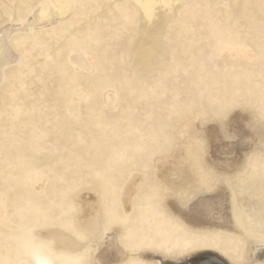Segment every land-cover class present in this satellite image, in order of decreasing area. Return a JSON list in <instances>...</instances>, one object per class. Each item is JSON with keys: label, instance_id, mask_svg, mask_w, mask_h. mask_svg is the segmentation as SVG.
Segmentation results:
<instances>
[{"label": "rangeland", "instance_id": "obj_1", "mask_svg": "<svg viewBox=\"0 0 264 264\" xmlns=\"http://www.w3.org/2000/svg\"><path fill=\"white\" fill-rule=\"evenodd\" d=\"M166 1L143 0L145 11L131 0H0V264L57 260L38 234L47 226L75 235L82 263L95 264L77 227L86 192L99 207L96 243L120 229L128 264L147 249L264 264L253 261L264 248V0ZM236 115L258 139L247 137L237 167L218 168L205 129L237 139ZM220 190L230 228L218 199L220 225L191 228L168 211Z\"/></svg>", "mask_w": 264, "mask_h": 264}, {"label": "bare ground", "instance_id": "obj_2", "mask_svg": "<svg viewBox=\"0 0 264 264\" xmlns=\"http://www.w3.org/2000/svg\"><path fill=\"white\" fill-rule=\"evenodd\" d=\"M135 5L140 8L145 7L142 5L143 0H131ZM153 2V0H151ZM167 4L166 0H163ZM243 116L236 115L229 121V130L233 135L237 136V139H228L222 132L219 131L218 125L211 124L206 129L204 134L209 138L210 144V157L209 160L218 168H226L231 170L238 166L243 151H245L251 143L248 142L247 137L251 139H258L257 135L251 130L245 122ZM192 128L200 129L198 123H192ZM250 139V140H251ZM174 160L182 165V160L179 155L174 156ZM225 160L228 163H222L220 161ZM171 163H163L159 166L157 176L160 180L169 182L171 175ZM131 182L127 185L123 194V206L125 211H130L132 207V196L137 190V183L139 181ZM186 182L192 181V175L187 174L184 179ZM225 190H220L217 194L205 195L192 201L189 206H182L177 201H168V211L174 215H177L180 221L185 222L191 228H203L208 225H220L217 221V215H214V207L216 205V199L221 202V209L224 212L223 226L232 227L230 215L228 212L229 204L227 201V195ZM80 206L82 209L80 220L78 222V228L86 233L87 243H91L95 250L96 261L95 264H128L133 260L132 250L129 247H124L127 244V239L124 236L123 231L114 228L111 234H107V237L103 244H97L94 238L96 231L102 230V227L97 223L96 214L99 211L97 204V197L93 193L86 192L81 195ZM78 237H81L82 232H78ZM38 234L46 240H49L51 244L56 248L54 255L58 257L57 260H53L52 264H65L60 252L63 254H79L77 257L78 264H93L82 263L83 255L80 256V247L82 243L77 240V237L68 231L51 226L44 227ZM82 238V237H81ZM142 260V264H234L231 260L224 257V255L212 250H205L200 253L190 255L188 252L177 251L171 254H167L164 251L157 249L140 250L138 254ZM81 257V260L80 258ZM170 258V259H167ZM264 261V248L256 251L254 260ZM136 263V262H134ZM247 264V263H241Z\"/></svg>", "mask_w": 264, "mask_h": 264}]
</instances>
